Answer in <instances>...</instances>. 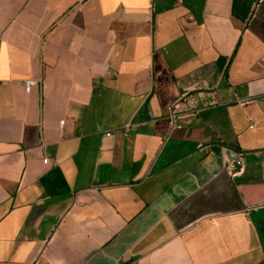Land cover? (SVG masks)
<instances>
[{
	"label": "crops",
	"instance_id": "1",
	"mask_svg": "<svg viewBox=\"0 0 264 264\" xmlns=\"http://www.w3.org/2000/svg\"><path fill=\"white\" fill-rule=\"evenodd\" d=\"M0 264H264V0H0Z\"/></svg>",
	"mask_w": 264,
	"mask_h": 264
},
{
	"label": "built area",
	"instance_id": "2",
	"mask_svg": "<svg viewBox=\"0 0 264 264\" xmlns=\"http://www.w3.org/2000/svg\"><path fill=\"white\" fill-rule=\"evenodd\" d=\"M36 84V81H33V80H27L25 81V86L26 88H29L30 86Z\"/></svg>",
	"mask_w": 264,
	"mask_h": 264
},
{
	"label": "water",
	"instance_id": "3",
	"mask_svg": "<svg viewBox=\"0 0 264 264\" xmlns=\"http://www.w3.org/2000/svg\"><path fill=\"white\" fill-rule=\"evenodd\" d=\"M238 166H239V163H238V162H237V163H235V167H236V168H238Z\"/></svg>",
	"mask_w": 264,
	"mask_h": 264
}]
</instances>
